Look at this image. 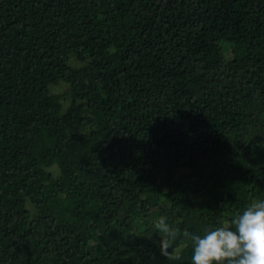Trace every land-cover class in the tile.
<instances>
[{"label": "trees", "instance_id": "trees-1", "mask_svg": "<svg viewBox=\"0 0 264 264\" xmlns=\"http://www.w3.org/2000/svg\"><path fill=\"white\" fill-rule=\"evenodd\" d=\"M258 199L264 0H0V264H172L155 220Z\"/></svg>", "mask_w": 264, "mask_h": 264}, {"label": "clouds", "instance_id": "clouds-1", "mask_svg": "<svg viewBox=\"0 0 264 264\" xmlns=\"http://www.w3.org/2000/svg\"><path fill=\"white\" fill-rule=\"evenodd\" d=\"M154 230L167 237L163 248L172 264L189 245L191 264H264V199L249 203L230 222L207 228L203 234L188 233L179 243L165 217L155 220Z\"/></svg>", "mask_w": 264, "mask_h": 264}, {"label": "rangeland", "instance_id": "rangeland-1", "mask_svg": "<svg viewBox=\"0 0 264 264\" xmlns=\"http://www.w3.org/2000/svg\"><path fill=\"white\" fill-rule=\"evenodd\" d=\"M66 85L64 86L63 84L61 85H55L52 87V91L53 93H58V92H63L66 89Z\"/></svg>", "mask_w": 264, "mask_h": 264}]
</instances>
